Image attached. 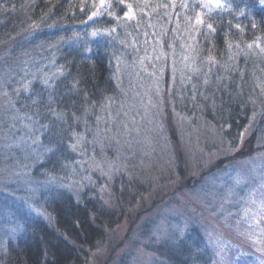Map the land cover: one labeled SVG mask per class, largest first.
<instances>
[{
    "label": "rangeland",
    "instance_id": "374dc122",
    "mask_svg": "<svg viewBox=\"0 0 264 264\" xmlns=\"http://www.w3.org/2000/svg\"><path fill=\"white\" fill-rule=\"evenodd\" d=\"M192 1L213 8L223 2ZM110 4L91 0L88 9L95 17ZM7 7L0 0V195L28 209L47 182L32 177L46 153L45 127L17 104L36 88L51 89L60 70L52 50L36 49L43 28L22 16V4ZM140 15L147 22L159 9ZM156 32L126 37L131 42L116 65L120 99L83 119L71 145L76 170L56 178L75 197L95 194L114 216L102 239L82 250L80 264H199L180 249L193 232L207 246L208 264H264V73L252 85L247 122L229 138L213 114L176 88L191 57L168 54L172 47ZM257 50L264 55V44Z\"/></svg>",
    "mask_w": 264,
    "mask_h": 264
},
{
    "label": "trees",
    "instance_id": "16d2710c",
    "mask_svg": "<svg viewBox=\"0 0 264 264\" xmlns=\"http://www.w3.org/2000/svg\"><path fill=\"white\" fill-rule=\"evenodd\" d=\"M110 1L107 12L92 17L91 0H6L5 10L22 4V16L43 28L35 37L36 49L52 50L60 75L51 89L36 88L18 100V107L45 127L46 153L32 177L47 182L28 209L0 195V208H7L0 210V264H80L82 250L98 243L104 222L114 220L95 194L75 197L58 187L56 178L76 170L71 145L83 119L89 122L104 101L120 99L117 58L126 54L131 38L159 29V40L172 47L168 54L191 57V71L175 86L185 100L208 118L213 114L229 138L247 122L252 85L264 73V55L257 50L264 44V0H223L214 8L192 0L172 5L169 0ZM156 8L159 15L147 22L140 15ZM114 9L115 15L106 17ZM202 240L193 232L180 249L193 262L208 264Z\"/></svg>",
    "mask_w": 264,
    "mask_h": 264
},
{
    "label": "snow or ice",
    "instance_id": "6c2138e0",
    "mask_svg": "<svg viewBox=\"0 0 264 264\" xmlns=\"http://www.w3.org/2000/svg\"><path fill=\"white\" fill-rule=\"evenodd\" d=\"M213 2H218V0H213Z\"/></svg>",
    "mask_w": 264,
    "mask_h": 264
}]
</instances>
